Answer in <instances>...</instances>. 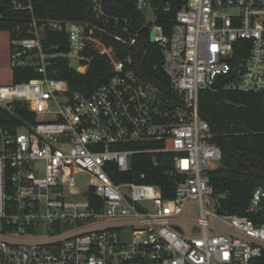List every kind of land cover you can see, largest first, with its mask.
<instances>
[{
  "label": "built area",
  "instance_id": "built-area-1",
  "mask_svg": "<svg viewBox=\"0 0 264 264\" xmlns=\"http://www.w3.org/2000/svg\"><path fill=\"white\" fill-rule=\"evenodd\" d=\"M134 1L161 48L169 108L127 67L130 58L117 59L95 36L105 27L34 18L33 34L13 41L12 69L33 64L43 77L0 84V106L24 102L34 116L0 125V264H252L264 253V187H255L248 214L217 211L209 173L223 149L200 110V92L219 76L229 78L219 89L264 92V0ZM11 2L32 9L30 0ZM91 2L103 24L129 31L103 0ZM45 29L66 32L69 50L51 52ZM91 43L114 71L91 94L48 74L59 56L86 72ZM140 154L169 165L170 196L133 172L148 162Z\"/></svg>",
  "mask_w": 264,
  "mask_h": 264
},
{
  "label": "trees",
  "instance_id": "trees-1",
  "mask_svg": "<svg viewBox=\"0 0 264 264\" xmlns=\"http://www.w3.org/2000/svg\"><path fill=\"white\" fill-rule=\"evenodd\" d=\"M11 1L0 0V33L8 30L13 41L33 34L34 18L39 25L44 20L53 19L85 21L105 27L107 31L96 29L95 36L114 48L117 59L130 58L131 63L127 66L128 68L139 72L142 58L148 50L142 80L147 83L161 82L167 89V101L170 103V100L175 98L169 76L163 68L161 48L151 40L149 28L144 27L145 15L137 10L134 0H103V6L108 14L125 17L129 31L132 34L138 33V36L150 44L149 48L139 40L130 44L116 39L115 35L124 28V23L120 21L121 25H117L116 21L111 19L108 24H103L90 11L88 0H30L32 4L30 10L15 9ZM155 2L158 3L159 0ZM43 43L46 47L52 48L51 52L69 50L66 32L45 29ZM86 54L92 58L86 72L82 73L73 69L67 58L59 56L50 59L53 65L48 68V74L53 76L54 71L57 70L58 77L69 81L71 92L80 91L87 95L91 94L107 82L114 75V71L109 59L95 49L94 43L90 44ZM40 77H43V73H40L33 64L13 69L15 83ZM200 110L208 115L226 135L236 155L231 156L224 142L216 135L214 136L213 141L223 149L220 166L209 173L217 211L228 214H248L246 209L251 201L252 193L256 186L264 187V178L252 175L242 161L256 171H264V92L208 88L200 92ZM26 117L33 119L34 116L24 102H15L10 108L0 106V125L17 127L18 119ZM135 158L148 162L135 163L133 172H146L145 182L163 185L165 196H170L164 184L166 168L169 165L164 163L155 166L147 154L136 155ZM262 205L264 207V201ZM252 264H264V253L253 260Z\"/></svg>",
  "mask_w": 264,
  "mask_h": 264
},
{
  "label": "water",
  "instance_id": "water-1",
  "mask_svg": "<svg viewBox=\"0 0 264 264\" xmlns=\"http://www.w3.org/2000/svg\"><path fill=\"white\" fill-rule=\"evenodd\" d=\"M88 5H89V9L90 11L94 14V11H93V5H92V2L91 0H88ZM161 10V7H159V11ZM122 34L128 36V37H131V38H136L137 40L141 41L145 47L149 48V43L144 41L140 36H137V35H133L131 32H129L128 30H119ZM147 56H148V50L145 52L143 58H142V61H141V64H140V67H139V75L141 77H143L144 75V68H145V62L147 60ZM73 67H76V65L74 63H72ZM235 74L232 75V77H234ZM229 78L227 77H224V76H219L217 78V80L211 85V89H219L222 85H224L227 80ZM151 83L157 87L161 92H162V104L163 106L169 108L170 105L168 104L167 102V89L166 87L161 83V82H158V81H151ZM8 106L12 107V104L9 103ZM201 114L202 116L207 119L211 125V128L212 130L215 132L216 136L218 138H220L224 144H225V148L227 150V152L231 155V156H236L235 155V152H234V149L230 143V141L228 140V138L226 137V135L224 133H222L220 131V129L215 125V123L213 122V120L206 114H204L202 111H201ZM242 164L249 170V172L254 175L255 177H260V178H264V171H256L254 170L250 165H248L246 162L242 161ZM2 228V222L0 221V229Z\"/></svg>",
  "mask_w": 264,
  "mask_h": 264
},
{
  "label": "crops",
  "instance_id": "crops-1",
  "mask_svg": "<svg viewBox=\"0 0 264 264\" xmlns=\"http://www.w3.org/2000/svg\"><path fill=\"white\" fill-rule=\"evenodd\" d=\"M6 46V55L5 53L2 54L0 52V65H9L10 63V52L12 49V45H13V40L11 39V34L9 31L4 30L0 33V47L1 46ZM13 82V69L11 67V75L9 78V82L8 83H12ZM6 83V84H8Z\"/></svg>",
  "mask_w": 264,
  "mask_h": 264
},
{
  "label": "rangeland",
  "instance_id": "rangeland-1",
  "mask_svg": "<svg viewBox=\"0 0 264 264\" xmlns=\"http://www.w3.org/2000/svg\"><path fill=\"white\" fill-rule=\"evenodd\" d=\"M235 9H229V11H234ZM8 31V30H7ZM151 37L153 38L154 37V34L152 33L151 34ZM0 52L2 54L5 53L6 55V46H1L0 47ZM10 75H11V65L9 63V65L7 66L6 64L5 65H0V84H6L9 82V78H10ZM148 85V87L150 88H153L151 84L149 83H146ZM221 164V161H215L212 166H214L215 168L219 167Z\"/></svg>",
  "mask_w": 264,
  "mask_h": 264
}]
</instances>
